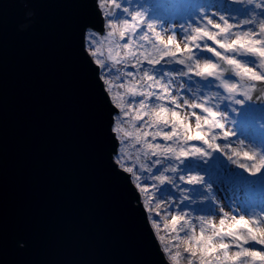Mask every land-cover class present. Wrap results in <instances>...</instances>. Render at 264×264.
I'll return each mask as SVG.
<instances>
[{"label":"snow or ice","instance_id":"6c2138e0","mask_svg":"<svg viewBox=\"0 0 264 264\" xmlns=\"http://www.w3.org/2000/svg\"><path fill=\"white\" fill-rule=\"evenodd\" d=\"M97 11L103 33L86 27L84 50L109 114V167L163 264H264V0Z\"/></svg>","mask_w":264,"mask_h":264},{"label":"water","instance_id":"95a60500","mask_svg":"<svg viewBox=\"0 0 264 264\" xmlns=\"http://www.w3.org/2000/svg\"><path fill=\"white\" fill-rule=\"evenodd\" d=\"M93 25L97 0H0V264H163L109 167Z\"/></svg>","mask_w":264,"mask_h":264},{"label":"rangeland","instance_id":"374dc122","mask_svg":"<svg viewBox=\"0 0 264 264\" xmlns=\"http://www.w3.org/2000/svg\"><path fill=\"white\" fill-rule=\"evenodd\" d=\"M205 2H207V0H205ZM212 11H216V9H211ZM233 146H235V145H233ZM225 207H226V209H227V203H226V201H225ZM218 219L219 218H217V223H218ZM161 246H162V244H161Z\"/></svg>","mask_w":264,"mask_h":264},{"label":"clouds","instance_id":"9594fccd","mask_svg":"<svg viewBox=\"0 0 264 264\" xmlns=\"http://www.w3.org/2000/svg\"><path fill=\"white\" fill-rule=\"evenodd\" d=\"M27 15H28L29 17H31V16H33V15H34V13H33V12H31V11H29V12L27 13ZM24 27H27V25H25Z\"/></svg>","mask_w":264,"mask_h":264},{"label":"trees","instance_id":"16d2710c","mask_svg":"<svg viewBox=\"0 0 264 264\" xmlns=\"http://www.w3.org/2000/svg\"><path fill=\"white\" fill-rule=\"evenodd\" d=\"M161 234H163V232Z\"/></svg>","mask_w":264,"mask_h":264}]
</instances>
